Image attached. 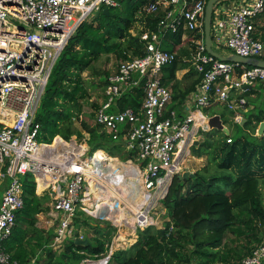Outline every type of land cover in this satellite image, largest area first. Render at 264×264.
I'll list each match as a JSON object with an SVG mask.
<instances>
[{
  "label": "built area",
  "instance_id": "1",
  "mask_svg": "<svg viewBox=\"0 0 264 264\" xmlns=\"http://www.w3.org/2000/svg\"><path fill=\"white\" fill-rule=\"evenodd\" d=\"M144 1V14L160 15L154 31L140 34L145 55L119 62L107 79L101 99L96 101L97 108L92 110L94 124L133 156L125 160L107 156V161L95 162V152L88 156L86 138L78 141L75 137H55L50 144L39 143L40 127L35 123V114L69 39L94 12L116 7L117 2L0 0V183H6L0 198V264H17L3 250L2 242L11 236L16 213L23 208L21 176L32 174L37 186L41 182L43 189L50 191V215L57 220L55 247L73 238L72 223L79 210L99 220L115 212L113 203L108 212L99 209L103 207V197L115 199L123 206L139 199L138 209L120 226L133 232L144 230L156 224L154 212L167 196L174 176L182 172L185 151L200 130H208L209 116L203 111L220 105L233 113L234 123H241L247 107L243 93L255 85L264 86V68L219 61L206 52L203 18L208 0ZM262 16L264 0L216 3L211 16L212 50L264 60L263 33L256 25ZM179 30L180 44L193 56L192 62L185 58L182 61H188L200 76L189 97L193 111L184 117L169 108L172 93L160 81L161 68L177 59L176 52L160 50L161 40L167 33ZM134 87L142 89L140 106L136 110H119V100ZM78 120L73 119L74 123ZM99 177L109 184L115 196H109ZM97 189L103 193L101 202L90 211L88 206L93 205ZM115 250L108 246L101 260L86 257L81 264H108ZM263 260L264 235L240 264H261Z\"/></svg>",
  "mask_w": 264,
  "mask_h": 264
},
{
  "label": "trees",
  "instance_id": "2",
  "mask_svg": "<svg viewBox=\"0 0 264 264\" xmlns=\"http://www.w3.org/2000/svg\"><path fill=\"white\" fill-rule=\"evenodd\" d=\"M115 1L117 6L108 8L107 14L102 9L92 21H84L78 27L55 63L35 114V123L40 127L37 137L39 143L50 144L56 136L64 140H70L72 136L82 139L84 133L87 135L88 155L95 152L93 160L105 153L121 160L133 156L132 153H125L122 144L112 141L100 126L87 122L91 121L93 113L78 120L82 104L89 98L81 74L88 71L103 54L113 55L118 62L143 57L144 43L140 41V34L154 31L159 20L160 15L143 13L144 0ZM137 22H140L142 30L133 36L131 30ZM181 36L182 30L174 34L167 33L160 43L162 51L180 50L179 56L176 52L177 59L171 65L162 67L160 73L161 83L172 89L169 106L172 110H183V102L200 81V76L189 67L190 63L182 61L183 58L190 59V53L187 48L181 47ZM180 69H189L184 76L185 81L189 80L185 85H181L182 82L175 77ZM108 77L105 73L102 78L103 89ZM261 86L256 89L254 86L243 93L247 106L253 105V108L245 114L243 124L234 123L235 136H227L214 129L201 132L203 141L197 147H192V155L206 156L209 164L185 180L174 176L167 196L160 204L170 220L165 221L159 229L148 227L137 230L136 242L127 251L115 252L109 263L113 260L115 264H240L244 257L251 254L263 238L260 233L264 232V205L260 191V179L264 176V131L260 136H255L259 124L264 122V95L259 93ZM141 100L142 89L134 87L119 100L118 109L136 110ZM260 101L262 106L259 105ZM90 105L92 109L97 108L96 103ZM207 112L205 110L204 114ZM226 113L225 110L211 112L209 116L220 115L225 125ZM73 119L78 120L79 128ZM20 183L23 208L16 213L13 232L24 224L34 225L36 215L43 211L47 202L45 196L35 194L36 185L32 174L21 176ZM42 189L37 186L38 193ZM93 200L97 201L96 197ZM106 202L109 203V200H104L102 204ZM113 215L120 218L119 213L114 212ZM78 218L77 213L74 225L79 227L82 221ZM85 227L97 233L96 226L85 223ZM228 231L236 238L246 239L247 242L241 245L243 253L219 250ZM13 232L2 243L7 253L15 250V244H22V240L15 241ZM100 237L95 234L93 239H87L85 245L76 243L78 237L66 241L63 251L52 264H80L87 256L96 260L104 257L108 245ZM250 237H253L254 246H249ZM16 254L17 251L12 255V260L17 264H26V259L20 260Z\"/></svg>",
  "mask_w": 264,
  "mask_h": 264
},
{
  "label": "rangeland",
  "instance_id": "3",
  "mask_svg": "<svg viewBox=\"0 0 264 264\" xmlns=\"http://www.w3.org/2000/svg\"><path fill=\"white\" fill-rule=\"evenodd\" d=\"M228 1H231V0H225V1H222V2H228ZM97 13L98 12H94L91 16H89L86 19V22L92 21L96 17ZM260 23H261V25L258 27V31L264 33V18L260 20ZM139 30H142V26H141L140 22H137L135 24V27L131 30L132 35L135 36L138 33L137 31H139ZM187 51H189V53H190V62H192L193 61V56H191V51L190 50H187ZM176 52L178 53V56H179L180 50L177 49ZM219 53L224 55V52H222V51H219ZM118 64H119V62L116 61V59H115V57L113 55H111V54H103L95 62H93L92 66L88 69V71H86V72L81 74L82 80L84 82L85 91L89 95V98L87 100H85L84 103L82 104L81 119L82 118L85 119L84 116H90V114H92V110L93 109H92L90 104L91 103H96V101L98 99L100 100L101 97H102L103 86L101 85V81H102V78L104 77V74L107 73L108 76L113 74L116 71ZM186 80L187 81L184 82V85L186 83H188V81H189L188 79H186ZM256 86L258 87L259 85H256ZM260 90L264 91V88L261 86ZM211 112L212 111H210V113ZM218 112L219 111L215 110V113H218ZM203 114H204V111H203ZM206 114H209V113H206ZM232 118H233V113H232ZM225 119H226V124L228 125V128H227L228 131L230 132L231 136H235L233 120L228 121L226 115H225ZM87 122L90 123V125L94 124L93 118L91 119V121L87 120ZM75 125H76V127L79 128L78 123H75ZM257 130L255 132V136H258L257 135L258 134ZM202 131L203 130L199 131V133L196 136V139L193 142V145L190 148H188L187 151H185V161H184V158H183L182 161H184V163H183V166H182V172H180L179 174H182V173H184L186 171H187L188 175H190V174H192L194 172H197V171L200 172L202 169L207 167V165L209 164L208 163L209 159L206 156H204V155L202 156V157H205V158H203L204 161L202 163L201 162H197L198 160L196 161L195 159L192 158L193 157L192 156V147L195 146L194 145L195 141H197L199 143L203 141V137L201 135ZM206 131H208V130H206ZM82 135H83L82 139L87 138L86 134L82 133ZM72 137H75L78 141H83V140L77 138L76 136H72ZM197 146H198V144H197ZM105 155L108 156L107 154H105ZM88 156H91V155H88ZM201 165H203V166H201ZM5 185H6V183H0V195H2L3 190L5 188ZM104 192H106V191H104ZM89 193H93V191H91L89 189ZM94 193H95L94 196L97 199V201H95V204L96 203H100L101 202L100 198H101V195L103 194L102 191L100 189L99 190L97 189ZM261 193H262V202H263V205H264V186L261 188ZM112 194H113V196H115V193L112 190H109V196L110 197H111ZM105 195H106V193H105ZM97 196H99L100 201L98 200ZM91 197H92V194H91ZM0 198H1V196H0ZM104 200H109V204L113 203L112 210L116 209L118 212H116V210H115V212L119 213L120 218L114 217V215H113L114 213H113L112 215L105 216L104 220H97V219L91 217L92 214H87L86 212H84L82 210H79L78 211L79 218L77 220L82 221L81 224L83 226H85V223L86 224H90V225H92L93 223L95 224L96 221L99 222V225L103 223V224L107 225V227H109L108 229L110 230L109 231L110 234L107 233L105 235L106 238L100 237V236H102V233H103V230L100 227H99V234L95 233V232L94 233H90L89 232L90 229L87 228V227H85V228H87V230L83 231L82 233H78L75 228H79V227L75 226L74 222H73L72 226L75 229V233H77V235H75V233H74V236H76V237L82 236V237H84V239H90L91 240V239H93V236H95V234H98V235H100L99 236L100 239L104 240L105 245H108V246L116 248V251H120V250H124V249L130 248L136 242V238H137L136 232H134V234H132V235L131 234L126 235L128 231H127L125 226H120V223L122 221L123 225H125L124 224V222H125L124 219L127 216H132L133 210H131V209L133 208V206H134V204L136 202V199H135V201L133 203H131L130 205H126V206H123L121 203L120 204L116 203L115 199H107V198L103 197V201ZM120 200H122V199L120 198ZM47 202L50 203V200L47 199ZM95 204H93L91 206H88V204H87V206L89 208H91L90 211L94 209ZM87 206L85 208H87ZM103 208L107 209L106 211L108 212V210H109L108 208L111 209V206L110 205H103V207L99 206V209H103ZM118 208H120L121 211H119ZM91 213H93V212H91ZM87 217L90 218V219H88ZM169 220L170 219L168 217L167 211L164 209V207L160 206L154 212V222H156V224L154 226H152V227H155L157 229L162 228L164 222L165 221H169ZM129 227H131V226H129ZM119 230L121 231L122 235H121L120 238H117L116 231H119ZM129 232L131 233V231H129ZM132 233H133V231H132ZM128 236L129 237L130 236L131 237L135 236V242H133L132 240H129ZM68 240H70V239H67V241ZM122 241H124V242H122ZM243 244H244V239L243 238H236V236L232 232L228 231L223 237V240H222V243H221V246H220L219 250L221 252H225V251H230L231 252V251L236 250V251H239V252L243 253L244 249L241 248V245H243ZM60 248L61 247H58V249H60ZM87 257H89V256H87ZM89 258L94 259L92 257H89ZM98 260L99 259H97L96 261H98ZM80 264H81V261H80ZM109 264H111V262ZM215 264H221V263H215ZM261 264H264V260L262 261Z\"/></svg>",
  "mask_w": 264,
  "mask_h": 264
},
{
  "label": "crops",
  "instance_id": "4",
  "mask_svg": "<svg viewBox=\"0 0 264 264\" xmlns=\"http://www.w3.org/2000/svg\"><path fill=\"white\" fill-rule=\"evenodd\" d=\"M263 18H264V16H262L260 19H258L256 21L257 22L256 23L257 27H259L261 25L260 20L263 19ZM181 47H182V45H181ZM221 51L224 52L223 56L230 55V53H228V52H226L224 50H221ZM189 67H190V65H189ZM188 71H189V69H180V70H178L175 73L176 79L178 81L182 82L181 85H184V82H185L184 76L188 73ZM256 87L257 86L255 85L254 89H256ZM169 88H170L171 93H172V89H171L170 86H169ZM263 88H264V86H263ZM259 93H262V95H264V91L260 90ZM252 97H254V96H252ZM245 99H246V97H245ZM251 99H253V98H251ZM259 105L262 106V102ZM252 108H253V105H249V106L246 107V109L242 112V121H241V123H238V124L241 125V124L244 123L245 114H247ZM182 109L183 110L175 109L178 112V115H181L182 117L187 115L189 112L193 111L192 101H191V99H189V97L183 102V108ZM207 110H208L207 113H210V111H212V113H215V110L221 112V111H223L225 109L222 106H220V105H214L210 109H207ZM227 113H226V116H227L228 121L232 120V116H231L232 113L228 112V111H227ZM207 115L209 116V114H207ZM215 115H218V114H215ZM221 122H222V120H221ZM224 126L226 128H228L227 124H225ZM208 131H209V129H208ZM229 134H230V132H229ZM227 136H229V135H227ZM195 144H196V141H195ZM198 145H199V142H198ZM195 146L197 147V145H195ZM98 151H101V150H98ZM105 156L106 155H104V154H100V157L97 160H93V161H95V162L107 161V156L106 157ZM192 158L195 159L196 161L198 160L197 162H201L202 163L204 161L203 158H205V157L193 156ZM110 161H113V160H110ZM113 163H114L115 166H117V164H118L115 161H113ZM201 166H203V165H201ZM193 174L194 173H192V175ZM38 186L44 187V185L41 182L38 183ZM263 186H264V176H262V178L260 179V191H261V188ZM35 194L37 196H39V197H41V196H45L46 198L48 197L47 199H49L51 201L50 191L49 190L42 189L41 192L38 193L37 192V185H36ZM261 195H262V193H261ZM92 202L95 204L94 200ZM105 205H109V203L106 202ZM43 208H44L43 211L36 215V217H35L36 223L34 225L33 224H30V225H25L24 224L21 227V229L18 228L16 231L14 230L13 235L15 237V241L17 242V241H21L22 240V244L20 246L15 244V250L12 249V250H10V252H8L11 257H12V255L14 256V254L17 251L16 255L18 256V258L20 260L26 259V264H52L54 262L55 258L58 257L59 254L63 251L65 245L67 244V243H65L67 240L64 242V244L61 246L60 249H58V247L53 246L55 230L57 228V220L52 215H50V213H51L50 203L46 202ZM127 217H129V216H127ZM97 220H99V219H97ZM92 226H96L95 228H96L98 234H99V227L103 230V233H102L101 237H105V235L107 233L110 234V232H109L110 230L108 229L109 227H107V225H105L103 223L99 225V222L96 221L95 224L94 223L92 224ZM75 229H76V231L78 233H82L83 231L87 230V228H85V226H83V225H80L79 228H75ZM75 229H74V233H75ZM127 231L128 232H127L126 235L134 234V232L132 233V229H127ZM129 231H131V233ZM89 232L93 233V231L91 229L89 230ZM116 234H117V238H120L121 235H122L120 230L116 231ZM260 234L264 235V232L260 233ZM75 235H77V233H75ZM263 235H262V237H263ZM75 238H76V236H73L72 239H75ZM8 239H6V240H8ZM72 239L70 238V240H72ZM128 239L132 240L133 242H135V236H133V237L130 236ZM6 240H4L3 242H5ZM84 240H87V239H84ZM249 241L251 242V244L249 246H254L253 237H250ZM245 242H247L246 239H244V244H245ZM128 249H124V250H120V251H127ZM115 252H117V251L115 250L113 252V254ZM105 256H106V254H105ZM237 263H238V261H237ZM111 264H115L113 260H111Z\"/></svg>",
  "mask_w": 264,
  "mask_h": 264
},
{
  "label": "water",
  "instance_id": "5",
  "mask_svg": "<svg viewBox=\"0 0 264 264\" xmlns=\"http://www.w3.org/2000/svg\"><path fill=\"white\" fill-rule=\"evenodd\" d=\"M225 0H208L206 5H205V10H204V18H203V34H204V45L206 52L213 56L214 58L218 59L219 61L223 62H231V63H239L241 65L245 66H251V67H260L264 68V60L261 59H255V58H243L237 55H228V56H222L215 51L212 50L211 48V35H210V29H211V16H212V10L213 6L216 3L222 2ZM103 12L105 14L108 13V9L104 8ZM246 88V87H244ZM207 126L209 130H217L221 131L225 135H229L228 129L222 124L220 116L219 115H214L208 118L207 121ZM264 131V122H261L259 124L258 130H257V135L260 136ZM198 142L196 141L197 145ZM188 176H193L192 174L188 175L187 171L182 173V174H176V177L180 180L186 179ZM76 243L80 245H85L87 243V240H82V241H77Z\"/></svg>",
  "mask_w": 264,
  "mask_h": 264
},
{
  "label": "bare ground",
  "instance_id": "6",
  "mask_svg": "<svg viewBox=\"0 0 264 264\" xmlns=\"http://www.w3.org/2000/svg\"><path fill=\"white\" fill-rule=\"evenodd\" d=\"M99 183H101L102 185H104L107 189H109V190H113L111 187H109V184H108V183H105V181H103V180L101 179V177H99ZM91 187H92V189L94 188L93 185H91ZM112 195H113V194H112ZM138 205H139V199H137V201L135 202V204H134V206H133V208H132L131 210H133V212L136 211V210L138 209ZM131 212H132V211H131ZM127 218H130V216L127 217Z\"/></svg>",
  "mask_w": 264,
  "mask_h": 264
},
{
  "label": "clouds",
  "instance_id": "7",
  "mask_svg": "<svg viewBox=\"0 0 264 264\" xmlns=\"http://www.w3.org/2000/svg\"><path fill=\"white\" fill-rule=\"evenodd\" d=\"M205 115V114H204ZM211 117V116H210ZM56 137H59V136H56ZM61 138V137H60ZM64 140V139H63ZM35 181V180H34ZM35 185H37V183L35 182Z\"/></svg>",
  "mask_w": 264,
  "mask_h": 264
}]
</instances>
